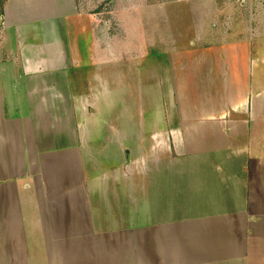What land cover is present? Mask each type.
Listing matches in <instances>:
<instances>
[{
    "label": "crops",
    "instance_id": "crops-1",
    "mask_svg": "<svg viewBox=\"0 0 264 264\" xmlns=\"http://www.w3.org/2000/svg\"><path fill=\"white\" fill-rule=\"evenodd\" d=\"M88 7L0 5V264H264V57Z\"/></svg>",
    "mask_w": 264,
    "mask_h": 264
},
{
    "label": "rangeland",
    "instance_id": "rangeland-1",
    "mask_svg": "<svg viewBox=\"0 0 264 264\" xmlns=\"http://www.w3.org/2000/svg\"><path fill=\"white\" fill-rule=\"evenodd\" d=\"M89 6L92 14L99 15L107 24L110 35L122 34L130 37L128 29L123 27L136 25L140 29V37L146 34L147 14L136 12V24L132 19L131 7L148 9L157 6L156 21L152 29L156 37L158 52L169 49L177 50L184 45L197 43L201 45L224 43L226 41L251 40L252 54L264 57V0H80ZM4 2V0H0ZM88 7V8H89ZM98 17V16H97ZM134 27V28H135ZM166 39L162 41L163 37ZM146 38V37H145ZM137 38H135L136 41ZM6 39L0 35V51L5 48ZM5 50V49H4ZM8 75L2 77L5 89V102L8 114L15 112L11 104ZM12 99V98H11ZM18 109L22 114L27 112L22 100Z\"/></svg>",
    "mask_w": 264,
    "mask_h": 264
},
{
    "label": "trees",
    "instance_id": "trees-1",
    "mask_svg": "<svg viewBox=\"0 0 264 264\" xmlns=\"http://www.w3.org/2000/svg\"><path fill=\"white\" fill-rule=\"evenodd\" d=\"M0 5H1V11L3 13V9H4V2H0Z\"/></svg>",
    "mask_w": 264,
    "mask_h": 264
}]
</instances>
